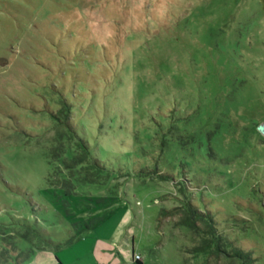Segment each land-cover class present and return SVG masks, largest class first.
Masks as SVG:
<instances>
[{"label":"rangeland","instance_id":"1","mask_svg":"<svg viewBox=\"0 0 264 264\" xmlns=\"http://www.w3.org/2000/svg\"><path fill=\"white\" fill-rule=\"evenodd\" d=\"M262 123L264 0H0V264H264Z\"/></svg>","mask_w":264,"mask_h":264},{"label":"crops","instance_id":"2","mask_svg":"<svg viewBox=\"0 0 264 264\" xmlns=\"http://www.w3.org/2000/svg\"><path fill=\"white\" fill-rule=\"evenodd\" d=\"M120 208V207H119ZM121 208H123V209H126V208H124V207H121ZM126 211V210H125ZM125 214L127 215L126 217H125V223H124V221H119V225L122 227L124 224H126L127 223V220H128V212H125ZM96 226H97V224L92 228V229H89L88 231H91L92 233H93V230L94 229H96ZM119 226V227H120ZM119 232V230L117 231V234L116 235H114V236H112V234L111 235H100V234H92L93 236H94V241L93 242H101L102 244H108V247L110 248V246H113V244L114 243H117L118 244V242H119V237H120V233H118ZM84 236V235H83ZM83 236H81L80 238H78L77 240H75L74 242H73V244L74 243H79V242H81L82 241V237ZM73 244H70V245H73ZM105 251H107V250H105ZM123 252V254H124V256H126V258L128 259V257L130 256V255H128L127 254V252L126 251H124V250H122V248H120L119 247V252ZM119 252H118V254H119ZM105 253H107V254H105ZM105 253H103V254H95V256H96V259L97 260H99V261H106V260H108L109 259V256H110V254L108 253V251L107 252H105ZM82 257V255H79V256H77V258L76 259H63L65 262H68V263H71V262H73V261H75V260H77L78 258H81ZM64 261H62L61 260V262L64 264ZM54 264H59V262L57 263H54Z\"/></svg>","mask_w":264,"mask_h":264},{"label":"trees","instance_id":"3","mask_svg":"<svg viewBox=\"0 0 264 264\" xmlns=\"http://www.w3.org/2000/svg\"><path fill=\"white\" fill-rule=\"evenodd\" d=\"M105 215H106V214H105ZM105 215H104L103 217H105ZM103 217L99 218V219L97 220V222L100 221ZM206 217H208V219H210L208 215H207ZM97 222H94V223H92V224H89V225L86 227V229H85V228H83V229H84V230L92 229V228L97 224ZM239 254H240V253H239ZM136 263H137V264H141L140 262H136Z\"/></svg>","mask_w":264,"mask_h":264},{"label":"built area","instance_id":"4","mask_svg":"<svg viewBox=\"0 0 264 264\" xmlns=\"http://www.w3.org/2000/svg\"><path fill=\"white\" fill-rule=\"evenodd\" d=\"M141 260V258H140V255H138V254H133V257H132V261H135V262H139Z\"/></svg>","mask_w":264,"mask_h":264},{"label":"water","instance_id":"5","mask_svg":"<svg viewBox=\"0 0 264 264\" xmlns=\"http://www.w3.org/2000/svg\"><path fill=\"white\" fill-rule=\"evenodd\" d=\"M258 130H259L262 134H264V124H263V123L260 124V125L258 126Z\"/></svg>","mask_w":264,"mask_h":264}]
</instances>
